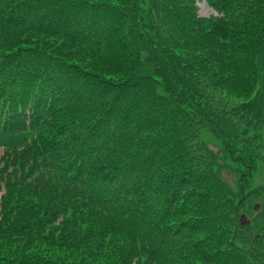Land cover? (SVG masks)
I'll return each mask as SVG.
<instances>
[{
    "label": "trees",
    "instance_id": "trees-1",
    "mask_svg": "<svg viewBox=\"0 0 264 264\" xmlns=\"http://www.w3.org/2000/svg\"><path fill=\"white\" fill-rule=\"evenodd\" d=\"M188 2L0 0V264H212L232 249L213 250L230 217L193 162L209 133L232 153L258 124L234 129L213 97L264 81V26L240 0L241 21L185 28ZM108 223L123 237L110 252Z\"/></svg>",
    "mask_w": 264,
    "mask_h": 264
},
{
    "label": "rangeland",
    "instance_id": "rangeland-1",
    "mask_svg": "<svg viewBox=\"0 0 264 264\" xmlns=\"http://www.w3.org/2000/svg\"><path fill=\"white\" fill-rule=\"evenodd\" d=\"M239 1L219 0L217 5L209 2V0L188 2L189 6H193L188 7V10L182 16V19H184V22H181L182 27L193 28L196 20L206 22L220 16H223L224 20L237 23L241 21V18L238 17V7L234 4H237L236 2ZM247 1L255 2L254 6L258 8L259 16L258 18L254 16V23H256L258 31L260 27L264 26V0ZM256 42V47L254 48L253 43L251 49H264V35L262 41ZM195 49L192 44L187 53L197 56V61L202 66L209 65L207 68H212V64L209 63L206 55L198 54ZM193 63L195 66H198L196 61ZM259 68L261 69L259 76L263 75L262 80H264V58L261 59ZM209 73L211 74V71ZM206 74L204 72V81L211 87L218 80V77L208 75L206 79ZM251 82V90L246 95H242L241 89L233 86L231 88L219 87V93L213 97V101L218 104L220 109L224 110L220 113L224 118V122L230 123L234 129H239L240 132L244 133L243 128L247 130L250 128L247 127L248 125L259 121L256 127L253 126V129L246 131L243 137L245 143L242 140L234 148L236 151L228 153L225 142L221 144L222 140L216 139H221L217 134H215V138L214 135L209 133L206 137V150L204 153L208 158H202V161L198 164H196L197 160L193 162L195 166L207 167L205 170H201L202 168L198 167L197 170L193 171L198 174L196 175L197 178L201 176L203 183L207 182L212 187L215 195H209L208 198H212L213 205L215 206L217 203H220L224 212L230 217V221L225 224L220 222L215 224L217 226L215 235L219 236V238L214 243L213 250L232 249L227 252L218 251L217 254L223 258L214 257L212 264H264V93L262 90V82L264 81L252 80ZM238 103H245L247 105L244 107L245 111L239 113H237L236 109L235 111H228V107L230 108V106H235ZM255 144L258 146H255ZM210 151L211 153L209 154ZM244 152L247 153L246 157ZM253 154H259L262 159L256 161L255 158H252ZM217 164H221V166ZM205 195L207 193L204 190ZM198 198L191 200L189 202L190 205ZM194 205L199 206L198 210L201 212L208 210L209 207H213L212 205H203L199 202H195ZM199 208L204 210H200ZM205 216L208 218V216L212 215L207 213ZM231 218L234 219L233 224ZM89 226L90 223L82 225L81 228L84 230ZM108 226L111 235L107 234L106 243L110 252L113 245L121 242L120 239L123 237L113 235L115 230L112 223H108ZM47 230L44 229L45 232ZM234 241L238 244L237 247L234 246L235 250L231 247ZM14 245L21 246L22 243H14ZM236 252L239 255L238 257L236 256ZM92 262L112 264L109 260L99 256H96L94 260L91 259L90 263ZM140 262L142 263L141 260Z\"/></svg>",
    "mask_w": 264,
    "mask_h": 264
}]
</instances>
